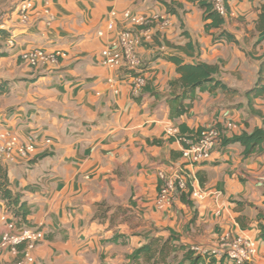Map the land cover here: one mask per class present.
<instances>
[{
  "label": "crops",
  "instance_id": "crops-1",
  "mask_svg": "<svg viewBox=\"0 0 264 264\" xmlns=\"http://www.w3.org/2000/svg\"><path fill=\"white\" fill-rule=\"evenodd\" d=\"M19 1L0 0V29L15 40L12 47L0 43V79L9 81L0 94V130L31 137L36 149L30 159L4 164L10 188L30 206L28 225L43 232L33 261L23 264H131V254L152 236L170 233L178 243L206 249L216 248L225 233L239 234L256 242L245 264H264L258 228L264 223V144L248 155L240 143L220 145L209 161L191 166L203 200L183 193L156 204L159 172L180 161L199 128L216 124L226 137L264 128V97L249 104L245 95L264 60V28L257 26L264 0L226 1L224 28L239 45L214 42L202 9L186 0H30L26 19ZM163 2L181 4H173L178 14ZM111 10L117 12L113 32L107 31ZM125 10L164 17L169 25H132L122 17ZM122 28L136 38L146 78L135 96L129 73L103 65L100 54ZM189 41L192 49H179ZM33 48L64 56L33 67L20 59ZM169 53L217 64V77L236 91L198 93L184 101V114L170 119L168 82L178 74ZM5 221L16 219L0 200V237ZM23 254L22 246L5 250L0 264H17ZM223 263L230 264L224 257Z\"/></svg>",
  "mask_w": 264,
  "mask_h": 264
},
{
  "label": "built area",
  "instance_id": "built-area-1",
  "mask_svg": "<svg viewBox=\"0 0 264 264\" xmlns=\"http://www.w3.org/2000/svg\"><path fill=\"white\" fill-rule=\"evenodd\" d=\"M217 10L226 15L224 0H212ZM30 0H20L17 6L18 12L23 19L27 18V11L31 7ZM117 12L111 10L107 18V31L113 32ZM122 17L130 24L139 27H148L154 22L169 25V21L164 17L138 16L129 10L122 12ZM99 36H104L105 32L99 30ZM6 46H14L15 40L10 34L3 36L0 33V43ZM103 65L112 69H121L129 73L131 79L130 89L133 96L146 83L143 75L142 62L138 54V43L136 38L126 29H119L116 34L109 39L107 45L100 52ZM58 56H64L62 52L47 53L42 48H33L20 54V59L30 66L37 67L44 61H55ZM109 82H114L109 79ZM231 127V123L227 124ZM223 129L216 124L202 126L192 140L185 142L181 149L180 161L172 166L169 172H159V184L156 197V204L163 205L171 203L178 194H189L192 199L203 200L206 193L198 186V180L193 176L191 166L205 163L211 159L212 153L220 146V139ZM168 134H173L172 127L167 128ZM35 144L31 137L21 139L14 131L4 128L0 130V162L8 164L15 159L27 160L35 154ZM2 219H5L3 217ZM6 229L0 237V253L3 251H17L22 246L23 259L17 264L32 262V250L43 239V232L32 226H25L17 221H5ZM192 248L201 253L213 254L224 257L230 264H245L252 260L256 253V242L239 234L225 233L220 239L218 246L213 249H206L199 246Z\"/></svg>",
  "mask_w": 264,
  "mask_h": 264
},
{
  "label": "trees",
  "instance_id": "trees-1",
  "mask_svg": "<svg viewBox=\"0 0 264 264\" xmlns=\"http://www.w3.org/2000/svg\"><path fill=\"white\" fill-rule=\"evenodd\" d=\"M196 3L203 11V28L205 32L213 35L214 42L226 41L239 45V41L233 33L224 28L225 15H222L215 7L212 0H186ZM226 1L224 6L227 11ZM169 13L178 14V10L173 6L175 4L180 7L179 3L163 2ZM257 26L264 28V5L260 8L257 17ZM216 30V32H213ZM0 33L4 36L6 31L0 29ZM188 52L192 49L190 41L180 46L179 49ZM166 59L176 65L178 76L171 79L168 84L173 92V97L168 99L169 102V118L174 119L187 111L184 105L185 100L193 101L198 93H213L217 90L226 92H234L235 89L227 87L217 75L220 68L217 64H208L202 61L191 63L177 53H169ZM9 89V81L0 79V94L6 93ZM248 103L251 99L264 97V60L261 62L258 70V77L253 87L245 93ZM137 98V97H136ZM200 129V128H199ZM198 129V130H199ZM197 130V132H198ZM196 132V133H197ZM155 142L159 140L155 139ZM232 143H240L244 147V154L248 155L256 149H260L264 144V128L257 127L249 133L243 132L238 135L226 137L221 136L220 145ZM0 200L6 206L8 212L16 219L17 223L28 225V216L30 214V206L27 201L22 199V193L13 191L10 188L7 168L0 162ZM260 237L264 239V223L259 222ZM113 241L116 238L112 239ZM178 256L180 260L177 261ZM171 261V262H169ZM173 262V263H172ZM131 264H224L223 257L219 262L216 261L213 254L201 253L195 251L192 246L178 243V237L174 233H170L166 238L162 236H152L147 243L137 248L130 256Z\"/></svg>",
  "mask_w": 264,
  "mask_h": 264
}]
</instances>
